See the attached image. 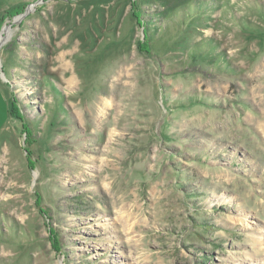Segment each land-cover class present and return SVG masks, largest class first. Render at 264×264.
<instances>
[{
  "label": "rangeland",
  "instance_id": "374dc122",
  "mask_svg": "<svg viewBox=\"0 0 264 264\" xmlns=\"http://www.w3.org/2000/svg\"><path fill=\"white\" fill-rule=\"evenodd\" d=\"M0 38V264H264V0H0Z\"/></svg>",
  "mask_w": 264,
  "mask_h": 264
},
{
  "label": "bare ground",
  "instance_id": "6f19581e",
  "mask_svg": "<svg viewBox=\"0 0 264 264\" xmlns=\"http://www.w3.org/2000/svg\"><path fill=\"white\" fill-rule=\"evenodd\" d=\"M2 41V38H0V42ZM62 64H63V66L65 65V66H67L68 64H67V61H66V57H65V55H64V57H63V60H62ZM67 68V67H66ZM125 70V69H124ZM74 79V76H72V77H70L68 80L69 81H72Z\"/></svg>",
  "mask_w": 264,
  "mask_h": 264
},
{
  "label": "trees",
  "instance_id": "16d2710c",
  "mask_svg": "<svg viewBox=\"0 0 264 264\" xmlns=\"http://www.w3.org/2000/svg\"><path fill=\"white\" fill-rule=\"evenodd\" d=\"M15 111H18V107H17V103L15 104V101H13L12 114L15 113Z\"/></svg>",
  "mask_w": 264,
  "mask_h": 264
}]
</instances>
